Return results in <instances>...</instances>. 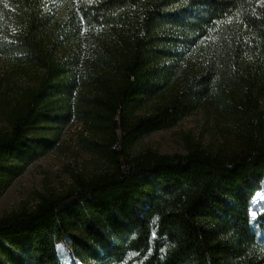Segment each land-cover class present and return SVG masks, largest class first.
I'll return each mask as SVG.
<instances>
[{"label":"trees","instance_id":"16d2710c","mask_svg":"<svg viewBox=\"0 0 264 264\" xmlns=\"http://www.w3.org/2000/svg\"><path fill=\"white\" fill-rule=\"evenodd\" d=\"M14 2L23 26L10 33L4 51L45 72L38 87L21 93L0 131V195L53 149L50 135L36 133L66 124L75 98L74 84L60 77L42 46V0ZM82 12L95 24L137 29L124 54L110 61L116 82L103 83L95 97H80L82 116L98 136L87 147L109 169L1 216L0 264H62L57 245L68 239L75 264H264V215L258 230L251 219L264 182V136L253 110L244 117L243 151L235 157L201 145L185 155L131 153L141 138L197 110L212 75L203 72L195 87L138 115L162 87L158 59L174 53L155 49L159 35L174 47H190L219 34L222 64L215 73L225 80L248 55L244 43L264 60V0H93Z\"/></svg>","mask_w":264,"mask_h":264},{"label":"rangeland","instance_id":"374dc122","mask_svg":"<svg viewBox=\"0 0 264 264\" xmlns=\"http://www.w3.org/2000/svg\"><path fill=\"white\" fill-rule=\"evenodd\" d=\"M153 1L145 0L146 4ZM92 2L42 0L43 16L47 18L41 35L42 46L49 50L60 77L74 84L75 98L67 108L70 116L66 124L37 131L38 137L50 135L55 145L0 195V217L18 210L22 203L34 207L41 195L70 190L77 177L88 179L109 169L106 160L87 147V143L97 140L98 136L82 116L80 97H95L101 92L103 83L116 82L110 61L115 62L124 54L137 29L131 23H93L82 12L84 6ZM20 11L14 0H0V131L7 129L8 113L21 93L38 87L45 72L4 51L10 33L23 26ZM164 35H159L163 39L155 40V49L171 48L174 53L165 60L158 59L157 64L162 66L163 72L158 79L162 87L142 106L138 115L153 114L185 88L195 87L203 72L211 70L212 75L200 107L175 127L138 140L132 147V155L149 149L159 154L185 155L201 145L214 154L235 157L243 151L244 117L250 110L254 111L264 136V60L249 54V47L244 43L241 46L248 55L234 63V73L223 80L218 72L215 73L222 64L219 34L213 33L190 47H174ZM262 215L264 182L251 202V219L257 230ZM57 249L62 264H75L69 239L58 244Z\"/></svg>","mask_w":264,"mask_h":264},{"label":"snow or ice","instance_id":"6c2138e0","mask_svg":"<svg viewBox=\"0 0 264 264\" xmlns=\"http://www.w3.org/2000/svg\"><path fill=\"white\" fill-rule=\"evenodd\" d=\"M255 214H256V213H255V212H253V216H255Z\"/></svg>","mask_w":264,"mask_h":264}]
</instances>
